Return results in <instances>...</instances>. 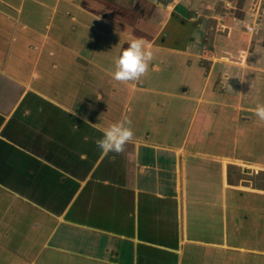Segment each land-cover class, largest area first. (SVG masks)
Wrapping results in <instances>:
<instances>
[{
    "label": "crops",
    "instance_id": "0c3cea01",
    "mask_svg": "<svg viewBox=\"0 0 264 264\" xmlns=\"http://www.w3.org/2000/svg\"><path fill=\"white\" fill-rule=\"evenodd\" d=\"M206 1L0 0L1 264H264V0ZM133 37L153 59L120 82ZM27 96L52 134L20 142Z\"/></svg>",
    "mask_w": 264,
    "mask_h": 264
},
{
    "label": "clouds",
    "instance_id": "9594fccd",
    "mask_svg": "<svg viewBox=\"0 0 264 264\" xmlns=\"http://www.w3.org/2000/svg\"><path fill=\"white\" fill-rule=\"evenodd\" d=\"M152 59L153 54L149 50L147 42L143 38L133 37L127 48L116 58L112 77L120 82L139 80L148 73ZM97 99H103V97L97 95ZM254 112L256 116L264 120V105L257 106ZM28 114L30 113H25V115ZM92 126L103 134L101 139L96 140V145L101 150L102 156L123 152L125 145L134 138L130 120L113 123L107 128H100L98 124Z\"/></svg>",
    "mask_w": 264,
    "mask_h": 264
},
{
    "label": "flooded vegetation",
    "instance_id": "af4514ba",
    "mask_svg": "<svg viewBox=\"0 0 264 264\" xmlns=\"http://www.w3.org/2000/svg\"><path fill=\"white\" fill-rule=\"evenodd\" d=\"M40 105L42 106L43 104L34 96H27L26 99L18 105L17 110L12 117V122L10 123L13 126L9 125L11 126L9 134H11L13 138L22 142L23 137H29L30 139L37 135L52 134H49L48 132L49 129L46 125V116L43 115V113H40V115L38 112ZM27 107L28 110L30 107V111L28 112L30 114L25 115L24 112Z\"/></svg>",
    "mask_w": 264,
    "mask_h": 264
},
{
    "label": "rangeland",
    "instance_id": "374dc122",
    "mask_svg": "<svg viewBox=\"0 0 264 264\" xmlns=\"http://www.w3.org/2000/svg\"><path fill=\"white\" fill-rule=\"evenodd\" d=\"M206 2H207V4H211V5H214L215 4L214 3V0H207ZM209 21H210V23H212V19L211 18L208 19V22ZM52 125L53 124L51 123V126ZM81 148H82V144H79L78 149H81ZM2 207H4V204H2L0 202V218H2L1 221H0V224L1 223L4 224L5 222L11 221L12 216H15V214L13 213V208L12 209H9L8 208V211L5 212V213H3L2 210H5V209L2 208ZM104 209L105 210H109L108 207H105ZM25 219H27V218H25ZM26 225H27L26 223L21 224L19 222H16V227H15L16 231L15 230L14 231L13 230L11 231L12 232V235L13 234L15 235L14 236L15 239L13 240V243L12 244H15L16 243V245H18V246L24 245L25 248L29 249V251H33L35 253L36 260L37 261L42 260V258H44V256H45V252H39V253H37V251L39 249L38 246L35 243H33L34 242L33 240H31L30 238H28L29 235H31L33 232H32V230L27 229V226ZM10 226H13V225H10ZM24 234H27V235L24 236V237H27V240L23 239V235ZM35 248H37V249L34 250ZM0 264H1V262H0Z\"/></svg>",
    "mask_w": 264,
    "mask_h": 264
},
{
    "label": "built area",
    "instance_id": "2783aa9c",
    "mask_svg": "<svg viewBox=\"0 0 264 264\" xmlns=\"http://www.w3.org/2000/svg\"><path fill=\"white\" fill-rule=\"evenodd\" d=\"M248 29H249V30H251L252 28H251V27H249Z\"/></svg>",
    "mask_w": 264,
    "mask_h": 264
}]
</instances>
